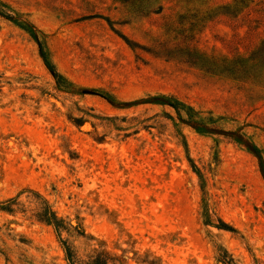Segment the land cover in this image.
Segmentation results:
<instances>
[{"label":"rangeland","instance_id":"obj_1","mask_svg":"<svg viewBox=\"0 0 264 264\" xmlns=\"http://www.w3.org/2000/svg\"><path fill=\"white\" fill-rule=\"evenodd\" d=\"M0 7V264H264V0Z\"/></svg>","mask_w":264,"mask_h":264},{"label":"trees","instance_id":"obj_2","mask_svg":"<svg viewBox=\"0 0 264 264\" xmlns=\"http://www.w3.org/2000/svg\"><path fill=\"white\" fill-rule=\"evenodd\" d=\"M0 15L14 21L15 23H17L18 25H20L22 28L26 29L31 35L33 38H35L37 40V42H39L40 44V48H41V55L43 56L45 62L47 63L48 67L50 68V70L54 73L55 77L57 78V83H58V86L60 88H67V86L63 83V77L62 75L56 70V67L55 65L50 61V59L48 58V55L47 53L45 52V49L39 39V37L37 36V33L36 31L34 30V28L24 22V21H20L19 19H17L16 17H14L13 15L7 13L4 9H2L0 7ZM107 96V98L109 100H112V97L109 96V95H105ZM111 98V99H110ZM154 103H158V104H162V105H169V106H172L174 108H176L178 110V112L180 113L181 110L184 109L185 105L178 101L177 99H175L173 96L171 97H166V96H162V97H156L154 98ZM189 108V107H188ZM190 111H192L191 108H189ZM193 114L190 115V119L189 121L187 122H192L193 120ZM196 128H199L203 131H208L206 127H199V126H196ZM264 172V170H263ZM11 202H8V204H10ZM4 208V207H3ZM5 208H10V206L8 205L7 207ZM39 219L44 221V222H47L48 224H53L57 229L63 227V220L59 219L56 215V213L54 211H52L51 209L49 208H46L44 209L39 215H38ZM222 226H224L225 228L227 229H231L233 230V228L229 225H227L226 223H224L222 221ZM65 244V249H66V254H67V257L69 259V261L71 262V264H78V261H76L75 259V253L73 251V249L71 248V246H69L66 242H64ZM85 264H108V259L107 258H104L102 256H97L95 259H93L91 262L89 263H85Z\"/></svg>","mask_w":264,"mask_h":264}]
</instances>
